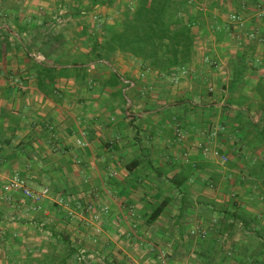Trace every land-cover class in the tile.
<instances>
[{"label": "crops", "instance_id": "crops-1", "mask_svg": "<svg viewBox=\"0 0 264 264\" xmlns=\"http://www.w3.org/2000/svg\"><path fill=\"white\" fill-rule=\"evenodd\" d=\"M39 4L0 0V199L16 172L47 189L12 195L37 229H63L62 264L77 250L86 264H264V39L233 50L196 36L184 67L159 73L135 60L113 67L120 81L109 86L90 65L45 95L34 49L61 62L68 34L52 36L51 8Z\"/></svg>", "mask_w": 264, "mask_h": 264}, {"label": "rangeland", "instance_id": "rangeland-1", "mask_svg": "<svg viewBox=\"0 0 264 264\" xmlns=\"http://www.w3.org/2000/svg\"><path fill=\"white\" fill-rule=\"evenodd\" d=\"M90 1L40 0L38 8L40 12L48 11V7L51 8L49 12H46L48 14L46 18L48 19V28H50L52 36L65 28L68 39H66V46L64 48L67 53L65 52L66 55L63 54L64 56L62 57L65 59L61 60V62L57 61V58L52 62L50 60L47 61V57L45 58L43 51L34 49L33 59L35 58L40 62L48 64L86 62V54L93 43L95 41H103L108 36L110 27H118L124 13L132 10L135 3L134 0H113L109 6L96 5L91 7ZM183 1L187 2L186 7L196 17V24L198 26L194 27V30L198 45L202 44V41H205L207 45H211L212 42H225L233 50H236L235 45L243 46L245 50L251 49L255 43L260 45V47L263 45L261 44L263 43L261 40L264 39L262 35L264 32V0ZM232 12H238L242 16L245 22V30L243 32L248 33L252 31L254 33L253 38H249L247 35L241 40L235 38L238 31H235L232 26L230 27L231 24L228 20V15ZM65 14L67 16H64ZM198 29L204 31L203 36L206 37H199ZM207 35H210V39ZM50 46L49 50L55 49L54 44H50ZM135 60L130 55L115 53L110 56L108 62H106L107 64L101 66L103 68H101L100 77L103 74H108L115 66L117 68L122 66L121 68L123 69L125 64L136 62ZM77 86L73 85V88H77ZM12 194L17 195V193L12 192L6 200L0 199L1 202H5V204L0 203L2 209L5 210L2 213L5 225L3 228H0V264H47V262L44 263L46 258L56 261L55 264H62L59 259L63 254H66L68 246L58 245L60 236L57 237V235L63 234V229L57 225L58 227L52 229V233L50 234L47 232V228H45L46 232L42 229L43 227H40L41 230L37 229V225L33 221H35L36 217H39L36 215L35 217L32 215L21 216V213L16 210L20 204L15 202L17 198L14 199V195ZM25 204H28L29 207L30 201H26ZM65 204L68 207H72L69 201ZM45 222L46 226H50L52 223V221L48 220ZM23 227H25L24 233L29 239L19 241V230ZM54 236L55 238H53ZM39 240H42V250H37L38 244L36 242H39ZM77 253H79L78 250L73 253V260L69 261V263L86 264L80 254L79 258L76 259Z\"/></svg>", "mask_w": 264, "mask_h": 264}, {"label": "trees", "instance_id": "trees-1", "mask_svg": "<svg viewBox=\"0 0 264 264\" xmlns=\"http://www.w3.org/2000/svg\"><path fill=\"white\" fill-rule=\"evenodd\" d=\"M112 1L91 0L90 6H109ZM134 1L133 9L124 13L120 25L110 27L109 34L103 41L93 43L86 54V62L62 65L34 61L33 69L37 88L45 95H49L53 93L56 80L59 78L81 79L87 76L90 65L107 64L110 56L115 53L130 55L142 66L159 73L188 65L194 55L196 37L194 27L198 25L196 17L186 7L187 2L183 0ZM119 81V74L110 70L107 80L109 86H114ZM255 90L259 92L264 103V86L258 84ZM165 205L164 202L157 205L149 214V218L151 220L156 218ZM61 238L64 241L68 240L64 235Z\"/></svg>", "mask_w": 264, "mask_h": 264}, {"label": "built area", "instance_id": "built-area-1", "mask_svg": "<svg viewBox=\"0 0 264 264\" xmlns=\"http://www.w3.org/2000/svg\"><path fill=\"white\" fill-rule=\"evenodd\" d=\"M228 20L229 23L232 24L233 29L238 31V33L235 35L236 39L241 40L245 35H247L249 38L254 37V33L252 31L248 33L243 32L245 30V22L238 12L230 13L228 15ZM220 159L222 162H226L227 156L221 155ZM3 189L4 192H6L7 197L8 194L17 192L27 199H38L40 195H44L47 192L46 188L41 192L31 189L27 184V180L23 176H20L17 172L7 180V182L3 185Z\"/></svg>", "mask_w": 264, "mask_h": 264}]
</instances>
